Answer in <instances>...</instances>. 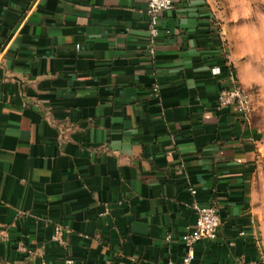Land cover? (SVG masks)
I'll return each instance as SVG.
<instances>
[{
  "label": "crops",
  "instance_id": "crops-1",
  "mask_svg": "<svg viewBox=\"0 0 264 264\" xmlns=\"http://www.w3.org/2000/svg\"><path fill=\"white\" fill-rule=\"evenodd\" d=\"M147 4L0 0V264H63L57 225L74 264L180 261L194 200L222 224L193 264H264V122L217 107V2L175 0L154 53Z\"/></svg>",
  "mask_w": 264,
  "mask_h": 264
},
{
  "label": "built area",
  "instance_id": "built-area-1",
  "mask_svg": "<svg viewBox=\"0 0 264 264\" xmlns=\"http://www.w3.org/2000/svg\"><path fill=\"white\" fill-rule=\"evenodd\" d=\"M175 0H148L146 7V16L148 21V29L151 40V53H154L158 37L161 34V16L164 12L174 7ZM227 84L223 87L218 96L217 107L220 110H230L242 117H248L253 112V98L251 92L245 88L240 80L239 74L235 69L231 68L227 76ZM154 93L159 92V85L153 86ZM189 191L193 196L196 190L189 187ZM189 206L193 207L198 217L196 223L190 227L183 241L186 246V254L180 261H168L166 264H193L195 257V245L202 239H216L219 228L222 224L221 211L217 205H201L194 200ZM70 230L57 225L52 234V240L58 244L63 250V264H74V259L70 251L68 235ZM244 235V232L241 233ZM170 239V236H168ZM46 264V263H44Z\"/></svg>",
  "mask_w": 264,
  "mask_h": 264
},
{
  "label": "rangeland",
  "instance_id": "rangeland-1",
  "mask_svg": "<svg viewBox=\"0 0 264 264\" xmlns=\"http://www.w3.org/2000/svg\"><path fill=\"white\" fill-rule=\"evenodd\" d=\"M216 2L240 80L252 94V113L264 122V0Z\"/></svg>",
  "mask_w": 264,
  "mask_h": 264
}]
</instances>
